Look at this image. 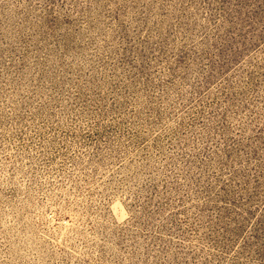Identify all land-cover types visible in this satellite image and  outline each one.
Here are the masks:
<instances>
[{
  "label": "rangeland",
  "instance_id": "rangeland-1",
  "mask_svg": "<svg viewBox=\"0 0 264 264\" xmlns=\"http://www.w3.org/2000/svg\"><path fill=\"white\" fill-rule=\"evenodd\" d=\"M0 264H264V0H0Z\"/></svg>",
  "mask_w": 264,
  "mask_h": 264
}]
</instances>
